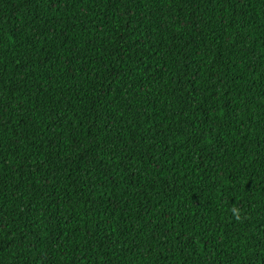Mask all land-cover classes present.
<instances>
[{
	"label": "trees",
	"instance_id": "16d2710c",
	"mask_svg": "<svg viewBox=\"0 0 264 264\" xmlns=\"http://www.w3.org/2000/svg\"><path fill=\"white\" fill-rule=\"evenodd\" d=\"M0 264H264V0H0Z\"/></svg>",
	"mask_w": 264,
	"mask_h": 264
},
{
	"label": "clouds",
	"instance_id": "9594fccd",
	"mask_svg": "<svg viewBox=\"0 0 264 264\" xmlns=\"http://www.w3.org/2000/svg\"><path fill=\"white\" fill-rule=\"evenodd\" d=\"M232 211H233L234 214H236L238 216V212H239L238 209L233 208Z\"/></svg>",
	"mask_w": 264,
	"mask_h": 264
}]
</instances>
